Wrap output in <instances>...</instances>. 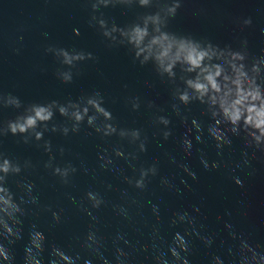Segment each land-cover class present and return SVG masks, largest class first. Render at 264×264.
I'll list each match as a JSON object with an SVG mask.
<instances>
[{
  "label": "water",
  "instance_id": "1",
  "mask_svg": "<svg viewBox=\"0 0 264 264\" xmlns=\"http://www.w3.org/2000/svg\"><path fill=\"white\" fill-rule=\"evenodd\" d=\"M155 10V5L147 9L117 6L101 8L96 15L103 13L117 25L124 26L136 14ZM91 14L86 0H0V97L10 93L30 103L76 99L99 91L121 126L142 128L148 134V151L137 164L157 161L161 176L172 178L174 187L170 191L163 189L160 177L153 178L145 191L130 187L123 182L122 174L130 176L133 172L123 160L109 166L110 170H102L98 153L103 142L91 129H87L88 135L82 131L68 138L45 134V139L52 141L56 163L71 161L80 169L67 186L44 169L47 156L37 142L25 144L20 137L11 134L0 138V151L21 163L30 160L33 165L21 176L9 177L8 186L19 196L17 181L34 182L40 198V206H33V214L24 220L22 238L8 246L14 257L13 264H24L33 223L47 238L43 253L45 264H49L52 245H58L69 256L79 254L91 264H98L82 247L90 224H95L98 234L104 238L105 247L101 252L109 264H116L117 247L129 253L128 264H152L154 231L158 230L164 237L165 246L176 233L183 235L186 224L170 223L174 212L183 211L197 217L203 225L201 234L213 237L210 247L195 233L188 237L189 264H211L214 255L221 256L227 264L231 241L226 223L232 231L244 232L264 244V153L253 152L240 137L233 136L232 147L217 155L214 142L205 135L203 143L192 139V155L185 157L181 139L186 128L172 110L171 86L154 73L151 65L134 62L127 48L106 47L98 31L89 26ZM248 17L252 24L241 30L240 23ZM169 29L234 48L247 40L250 55L261 56L264 55V0H182ZM49 47L83 49L92 52L97 59L77 65L73 70L78 73L74 81L64 84L55 77L62 66L46 51ZM133 97L140 98L138 112H133L128 102ZM149 101L163 109L161 114L172 121L169 125L172 135L167 140L155 134L150 121L154 110L147 107ZM15 114L14 109L0 106V120L13 118ZM185 114L189 120L196 118L205 127L212 123L199 103L188 105ZM61 120L59 116L55 118V122ZM61 146L65 148L63 156L58 151ZM124 147L128 152L135 150L131 145ZM201 153L210 163L217 162L219 168L205 170L200 162ZM169 155L189 166L197 179L187 177L170 164ZM246 158L251 161L250 167L243 164ZM233 177H239L242 186H238ZM181 178L188 186L180 183ZM176 188L180 189L179 193ZM89 189L99 191L105 205L99 211L86 213L80 208V199ZM44 205L51 206L53 211L65 209L59 224L53 223L50 212L43 211ZM120 206L127 210V217L120 214ZM156 206L159 221L153 215ZM194 206L200 209L199 213L193 212ZM117 234L123 239L117 240ZM0 264L5 262L0 261Z\"/></svg>",
  "mask_w": 264,
  "mask_h": 264
},
{
  "label": "clouds",
  "instance_id": "2",
  "mask_svg": "<svg viewBox=\"0 0 264 264\" xmlns=\"http://www.w3.org/2000/svg\"><path fill=\"white\" fill-rule=\"evenodd\" d=\"M86 3L90 4L92 13L89 26L98 31L106 47L127 48L134 62L141 66L151 65L154 73L171 86L174 101L172 110L186 128L181 139L185 157L192 155V139L203 143L205 135L214 142L217 155L222 154L225 148L232 147L233 136L240 137L246 148L253 152L264 153V55H250L247 40H242L240 47L234 48L231 45L215 44L204 37L171 31L169 24L178 14L182 0H86ZM154 5L155 11L138 13L124 26L117 25L103 13L96 15L101 8L120 6L126 9H147ZM251 24L252 19L248 17L239 26L243 30ZM74 33L79 35L78 30L74 29ZM46 51L52 53L62 66L55 72V77L64 84L74 81L78 73L73 70L77 65L97 59L92 52L83 49L49 47ZM128 102L133 112L140 110L139 97H133ZM194 102L202 105L204 112L210 117L212 123L207 127L196 118L189 120L185 114L187 106ZM0 106L16 111L13 118L0 120V138L11 134L20 137L25 144L37 142V146L47 156V160L43 162L44 169L62 185H69L71 178L80 169L71 161L56 163L52 141L45 139V134H59L68 138L82 131L88 135L90 133L87 129H91L103 142L98 153L102 170H110L109 166L123 160L133 172L130 176L122 174L123 182L130 187L145 191L151 180L157 177H160L163 189L170 191L174 187L172 178L161 176L157 161L137 164L141 155L148 151V134L142 128L121 126L99 91L83 94L76 99L30 103L9 93L0 97ZM147 107L154 110L150 121L155 134L167 140L172 135L169 127L171 119L161 114L163 109L158 108L154 102L149 101ZM57 116L62 118L61 122H55ZM105 143H108L107 147ZM125 144L134 146L135 150L126 151ZM58 151L63 156L65 148L61 146ZM167 158L170 164L175 165L187 177L197 179L189 166L177 162L174 156L169 155ZM200 162L205 170L219 168L217 162L210 163L202 153ZM243 164L250 167L251 161L246 158ZM32 167L30 160L21 163L0 151V261L5 264H13L14 257L8 246L22 238L25 218L33 214V206H40L34 182L17 181L16 186L20 189L18 196L8 186L9 177L21 176L26 169ZM233 179L238 186H242L239 177ZM180 183L188 186L183 178ZM175 190L180 192L179 188ZM104 205V197L93 189L87 190L80 199V208L86 213L90 210L99 211ZM43 211L50 212L53 223L59 224L65 209L53 211L51 206L44 205ZM199 211L198 207H193V212ZM119 212L127 217V210L123 206H120ZM153 215L159 221L158 206L153 208ZM170 223H182L188 227L183 235L176 233L166 246L164 237L158 230L154 231L152 264H189L188 237L193 233L206 247L213 243L212 236L201 234L203 225L199 224L197 217L187 211L174 212ZM225 228L228 229L227 236L231 241L227 264H264V244L254 241L244 232L232 231L227 223ZM98 233L99 229L95 224H90L82 247L98 264H109L101 252L105 247L104 238ZM28 236L24 264H45V234L33 223ZM116 239L122 240L123 237L117 234ZM49 256V264H91L90 260L79 254L69 256L58 245H52ZM115 260L116 264H128L129 253L117 247ZM211 264L226 262L221 256L214 255Z\"/></svg>",
  "mask_w": 264,
  "mask_h": 264
}]
</instances>
